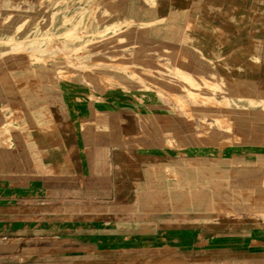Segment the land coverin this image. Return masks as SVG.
Here are the masks:
<instances>
[{
    "label": "crops",
    "instance_id": "1",
    "mask_svg": "<svg viewBox=\"0 0 264 264\" xmlns=\"http://www.w3.org/2000/svg\"><path fill=\"white\" fill-rule=\"evenodd\" d=\"M100 1L113 23H134L115 48L124 65L226 72L264 91V0ZM16 4L0 0V17ZM230 121L231 131L213 126L199 138L146 90L57 79L41 65L1 74L0 264H264V205L109 184L126 170L143 181L154 169L183 171L168 133L199 172L183 180L264 165V115L234 111Z\"/></svg>",
    "mask_w": 264,
    "mask_h": 264
},
{
    "label": "rangeland",
    "instance_id": "2",
    "mask_svg": "<svg viewBox=\"0 0 264 264\" xmlns=\"http://www.w3.org/2000/svg\"><path fill=\"white\" fill-rule=\"evenodd\" d=\"M15 2L18 7H13L14 12L0 17V75L41 65L51 68L57 79H82L93 87L119 84L124 90L128 87L146 90L163 99L168 109L179 111L184 121L194 124L199 138L206 137L207 130L213 126L231 131L234 111L256 110L264 115V91L226 72L197 75L185 68H175L174 64L166 65L161 71L124 65L128 63L127 57L122 54L117 57L115 48L122 45L123 30L134 23L125 19L113 23L100 0ZM111 73L118 74L119 78L111 77ZM195 110L211 112L193 119ZM136 121L149 126L143 116H137ZM167 147L171 157L183 158V171L158 168L153 170L150 181H143L128 178L126 170L119 181L109 183L111 188L147 189L166 194L202 192L211 195L216 205L222 204L224 195H231L232 201L239 205H264L262 163L242 165L225 176L200 172V177L204 174L207 180H183L199 173L197 167L187 164L183 145L170 133ZM143 154L141 149L136 151V157ZM142 170L143 167L136 166V173Z\"/></svg>",
    "mask_w": 264,
    "mask_h": 264
}]
</instances>
